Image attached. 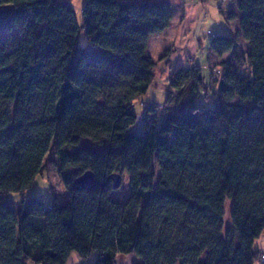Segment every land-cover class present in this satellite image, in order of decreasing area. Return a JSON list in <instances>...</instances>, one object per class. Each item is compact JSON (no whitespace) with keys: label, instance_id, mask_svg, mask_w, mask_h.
<instances>
[{"label":"trees","instance_id":"1","mask_svg":"<svg viewBox=\"0 0 264 264\" xmlns=\"http://www.w3.org/2000/svg\"><path fill=\"white\" fill-rule=\"evenodd\" d=\"M0 6V264H66L72 253L95 254L84 264L264 260L253 248L264 232V0L237 2L247 68L222 62L209 80L198 64L176 68L164 110L141 105L140 132L134 105L155 78L147 49L170 3L86 0L81 26L64 0ZM236 43L214 35L209 48L221 56ZM52 143L67 201L13 209L3 196L32 187ZM85 171L94 180L80 186ZM114 173L128 177L125 198Z\"/></svg>","mask_w":264,"mask_h":264},{"label":"crops","instance_id":"2","mask_svg":"<svg viewBox=\"0 0 264 264\" xmlns=\"http://www.w3.org/2000/svg\"><path fill=\"white\" fill-rule=\"evenodd\" d=\"M170 3L174 8V16L170 25L162 32L151 36H157L161 43L168 46L163 53L164 60L158 63L159 73L168 81L171 73L178 67H186L191 64L201 66L204 76L208 79L211 70L220 69L222 62H228L235 56V48L221 56L213 53L209 48L210 39L202 43L196 36V30L200 27L207 28V23L213 21L216 30L214 35L236 36L239 31V18L241 13L237 9L238 0H159ZM211 1V2H210ZM209 15V16H208ZM212 25V24H211ZM202 28V29H203ZM150 38V40H151ZM237 44V43H236ZM148 50V49H147ZM148 54V53H147ZM200 56V59H198ZM151 57V56H150ZM190 60V62H188ZM93 257L82 260L76 253H72L66 264L91 263ZM136 258L134 255H119L117 264H132ZM32 264V263H28Z\"/></svg>","mask_w":264,"mask_h":264},{"label":"rangeland","instance_id":"3","mask_svg":"<svg viewBox=\"0 0 264 264\" xmlns=\"http://www.w3.org/2000/svg\"><path fill=\"white\" fill-rule=\"evenodd\" d=\"M219 1L220 0H216L215 2L217 3ZM64 2L75 11L77 22L81 26L82 9L86 0H64ZM2 7L3 6H0V9ZM213 25L214 23L211 20L207 23V28L200 27L199 25L198 29L196 30V34H197L196 36L200 38V41L202 43L206 44L207 40L210 39V35L213 32H215L216 30H221V29H216V27ZM22 31H23L22 28L15 27L12 28L10 32L7 33V36L9 40L12 42L21 35ZM236 40H237V44L234 53L235 56H233V58L229 60V62L230 61L233 62V60L235 59L237 61V64H239V66L242 69H246L247 66L243 62L242 57L245 55L246 51L248 50V45L243 40V38L238 34V32L236 34ZM79 43L82 46L86 44L83 31L80 35ZM167 46L168 45L166 43H161V40L157 38V36H153L149 41L147 53L156 63V66L154 68L155 78H154V82L149 87L147 92L143 94L136 101L134 105V111L137 113V122L134 125L135 129L139 128V123H141L142 126V122L144 120L145 115H144L143 106L141 108L143 102L144 105L148 104V105L156 106V108L159 109V111L161 112L164 110L162 106H165V98L167 94L168 82L165 80L164 75H161L159 73L158 63L164 60L163 53L168 52L170 50L169 48L167 51L164 50ZM198 59H200V56H198ZM188 62H190V60ZM214 69L215 67L212 68V70ZM218 74L219 73L216 72L214 74L213 72L212 78L218 77ZM209 106H214V105L210 103ZM127 192H128V177L126 174H123L121 186L113 194L116 197L122 199L127 196ZM32 197L42 198L46 206L52 204L53 197L57 198L59 205H63L68 199L67 191L64 189L58 175V161L55 154L53 143L51 144L50 149L48 150L47 154L44 157L41 171L36 176L32 187L26 190L24 194L11 192L8 195L3 196V201L13 209L18 210L21 206V201L23 198L29 200ZM253 248L254 250L258 251L260 254H264V232H262L261 235L254 240ZM92 257L94 258L95 254H92ZM262 262H264V260H259L255 264H261Z\"/></svg>","mask_w":264,"mask_h":264},{"label":"water","instance_id":"4","mask_svg":"<svg viewBox=\"0 0 264 264\" xmlns=\"http://www.w3.org/2000/svg\"><path fill=\"white\" fill-rule=\"evenodd\" d=\"M112 181V187L118 189L122 183V176L119 173H114L109 176ZM94 180L93 173L91 171H85L75 179V183L80 186H86L92 183Z\"/></svg>","mask_w":264,"mask_h":264},{"label":"built area","instance_id":"5","mask_svg":"<svg viewBox=\"0 0 264 264\" xmlns=\"http://www.w3.org/2000/svg\"><path fill=\"white\" fill-rule=\"evenodd\" d=\"M212 37H214V34H211V35H210V38H212ZM213 72H214V74H215V72H216V73H219V71H218V70H215V69L213 70ZM213 72H212V74H213ZM162 107L164 108V106H162ZM162 107H161V109H162ZM139 128H140V129H139ZM139 128H136V129H135V128L133 127V130H135L136 132H140V131H141V128H142L141 123H139Z\"/></svg>","mask_w":264,"mask_h":264}]
</instances>
